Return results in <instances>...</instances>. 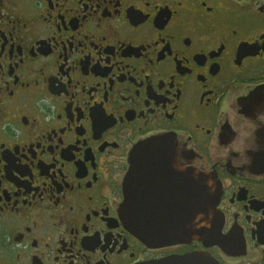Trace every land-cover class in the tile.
I'll use <instances>...</instances> for the list:
<instances>
[{"label":"flooded vegetation","instance_id":"1","mask_svg":"<svg viewBox=\"0 0 264 264\" xmlns=\"http://www.w3.org/2000/svg\"><path fill=\"white\" fill-rule=\"evenodd\" d=\"M162 138L173 159L134 158ZM197 171L215 238L132 234L130 174L150 227ZM188 254L264 264V0H0V264Z\"/></svg>","mask_w":264,"mask_h":264},{"label":"water","instance_id":"2","mask_svg":"<svg viewBox=\"0 0 264 264\" xmlns=\"http://www.w3.org/2000/svg\"><path fill=\"white\" fill-rule=\"evenodd\" d=\"M150 143V145H149ZM138 150L134 158H159L173 159L174 149L168 139L162 138L149 142ZM136 166V165H135ZM171 166V165H170ZM141 167V164L137 165ZM133 174L128 177L124 189L125 203L123 206L122 218L128 229L141 242L151 246H164L173 243H183L191 238H215L220 223L218 214L213 212L219 195L217 191L208 187V175L197 171L186 177V181L195 184V191L192 194L191 211L189 206H182L181 212L165 214V218L156 222H150L147 227L141 213H130L129 205L133 202L135 194L131 192V183L136 182ZM168 216V217H167ZM142 264H218L214 259L200 254H188L165 258L158 261H151Z\"/></svg>","mask_w":264,"mask_h":264}]
</instances>
